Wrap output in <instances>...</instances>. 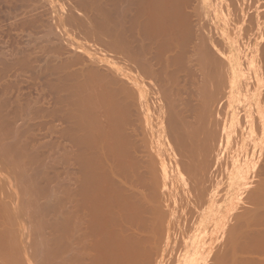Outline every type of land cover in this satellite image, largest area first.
Instances as JSON below:
<instances>
[{
	"label": "rangeland",
	"instance_id": "rangeland-1",
	"mask_svg": "<svg viewBox=\"0 0 264 264\" xmlns=\"http://www.w3.org/2000/svg\"><path fill=\"white\" fill-rule=\"evenodd\" d=\"M20 1L22 2L18 0H0V32L2 31L0 33V49L2 48L0 50V60L4 63H1L2 65L0 64V244L2 243L0 245V264H79L81 259H77H79L78 257L81 258V255H79L81 248L80 244L78 245L80 236L78 221V219L80 220V210H78L77 207L80 206L78 204L80 167H78L79 163L76 157L80 152L76 149L78 147L74 145L78 138V133L76 134L74 130L76 126L78 128L76 114L82 111V107L78 106L79 108H75L77 113L75 110H72V107L76 104L74 100L77 101L78 105L80 104L78 102V94L75 95V99L74 96L72 98L70 94L72 91L79 90V94L82 93L84 95V92L80 90L81 84H83L80 79L82 80L84 77V81L82 80V82L85 84L86 79L95 74L91 73L93 67L95 72L98 70L100 73H96L99 77L104 76L103 78H105L107 76H105V74H112L115 77L118 76L119 79H121L120 85L123 86L122 84L125 83L122 88L128 87L131 83L126 77L130 73V70H128V62H126L127 48L125 50H123L125 47L114 49L115 47L113 44L115 43V38H112L114 37L112 33L110 34V18L112 19V14H109L110 16L108 15V13H110V8L107 5H101L103 3L107 4V0H100V4L98 0ZM193 2V5H191V7L193 6L192 8H194V4L197 5L198 2L200 4H198L197 7L201 9V20H197L199 23L205 24L202 31L208 36L207 38H209L208 42L210 46L208 47L211 49V52L215 53L218 62L220 65L222 64L221 67L223 72L226 73L224 74L226 76V82L224 81V77L222 80L220 97H218L221 102L218 105H216L217 103L215 104V106H219L216 107L217 111L215 116L216 118L218 117L217 120L220 122V125L222 124V127H219L221 139L219 144L217 143L218 148H215L216 150L214 151V153L217 152L215 154L217 158L212 155L214 160L216 159V162L214 161L216 165H214L215 167L213 170L215 171L218 166H221V168H219V171L221 169V173L216 179L213 178L212 185L207 184L209 188L211 186V194H209L210 192L208 190L202 203V205L205 203L204 207L201 205L203 209L200 206L201 211L199 208L195 212V215H186V212L182 213V210L178 207L182 216L180 211H178V214H180L179 216L182 218H180L181 220L178 219L179 228L177 225H175L176 227L173 226V230L176 228V232L173 231L175 235H173L174 237L172 236L173 238H171L168 243L171 252L169 251L170 255H168L169 252L166 254L168 255L165 261L166 264H207L206 260L210 258L209 255H211L213 251L215 252L223 248V246H219L222 242L220 238L227 237L224 236V230H226L227 234L232 232V230L228 228V224L231 226L236 224L232 219L234 221L237 220L232 217H234L233 214L236 201L242 198V189L250 185L249 188L253 187L255 188L254 190H261L264 186V176H262V174L264 175V0H195V2ZM191 9H189V12ZM206 26L208 31L207 29L205 30ZM204 34L202 36H204ZM195 35L192 36L194 37L192 40L193 43H191L192 45L189 43L192 38L187 41L190 47L195 45L198 40L200 42L203 41L204 46L208 45V43L206 44L207 41L200 37L201 35L198 36L199 33L197 35L198 37ZM199 41L198 43H200ZM217 41L220 44H218ZM59 47L60 51H58ZM30 49L31 51H29ZM55 49L56 51H54ZM118 52L120 54H118ZM56 55L59 58L56 57ZM124 56L125 59H120ZM11 59H13L15 64ZM37 60L40 61L38 62ZM65 62L66 64H64ZM57 63L61 64L57 66ZM63 64L65 66H63ZM3 66L6 67L3 68ZM63 67L65 68L63 69ZM262 67L263 69H261ZM57 68L59 71L55 70ZM95 68L97 70H95ZM2 71L5 72L3 73ZM27 72L30 73L28 74ZM69 72H71V75ZM73 72L74 74H78V78L81 74V78L76 79V83L74 82L76 74L74 75ZM53 73L56 76H54ZM73 75L75 77H73ZM71 76L73 78H71ZM63 77L66 78L64 79ZM67 78L74 81L66 82ZM144 78H141L143 81L140 85L144 86L147 92L150 90L152 91V88L153 90L156 88L157 91V87L159 86L151 81L152 79L149 80L147 77L148 79L146 78L144 80ZM144 81L147 84H155V87L146 85ZM70 82L72 85L80 83L81 86L77 85V87L73 85L75 90L72 88L71 91L70 88L73 86ZM49 83L50 85H48ZM62 84H68L70 90L69 96L67 86H63ZM148 88H150L149 91ZM66 91L67 95L65 94ZM84 91L86 94V86ZM74 94L75 92H73V95ZM80 96V99H85V95L83 98L82 95ZM65 97H71L72 100L74 99L73 103L75 104L73 105L71 98L70 100L67 99L71 101L69 104ZM87 99L88 97H86V101ZM67 103L69 106H73L67 108ZM69 108H71L70 111L73 112H71L72 115L70 114ZM78 109L81 110L78 111ZM65 113H67V117L63 115ZM45 114L47 116H45ZM68 114L71 115V117L74 116V118L68 119ZM29 116L30 118H28ZM65 120L66 122L70 121V124L68 122V124H65ZM72 123L75 128L71 125ZM257 123L260 127L256 125ZM66 125H71L74 130L70 128L71 126H68L69 128L67 130ZM65 129L67 130L66 132ZM65 134H67V138H72L71 141L66 139L64 136ZM74 139H76L75 142ZM71 142L72 146L70 145ZM68 145L70 146L69 151H72L71 154L74 153L73 155L67 153L69 152ZM74 147L78 152L77 154L75 153ZM67 154L72 157L74 155L77 156L72 159V157H66ZM217 161L220 165L217 164ZM256 168H259L258 171L260 174L257 173L258 171ZM77 169H79V172ZM254 171H256L259 176L256 173L254 174L257 176H253L251 172ZM70 172L71 174L73 173L72 176L71 174L69 176ZM68 179L71 180V182ZM257 182L263 183V186L259 184L260 188H258L259 185L255 187ZM251 183L255 184L253 185ZM178 186L181 187L180 185ZM262 189L264 191V188ZM263 191L260 192L264 199ZM190 197L192 198L193 196L191 195ZM262 197H259V201L262 200L263 202L261 201V203H264ZM191 198V201L194 200ZM248 202L250 201H246L244 205ZM257 203L259 207L263 205L259 202ZM245 207L248 206H244V208ZM255 207L257 206L255 205ZM260 210L263 211L264 209L262 210L261 208ZM251 215H253V213ZM259 215V219H257L256 215V217L253 215L256 219L255 223L263 217L260 216V218ZM250 217L249 215V218ZM241 218L244 219L240 217V220H242ZM249 218L246 216L248 221H250ZM189 219L191 221H188ZM253 221L251 220L248 222L249 226L246 225L247 222L245 221L246 224L243 223V225H246V227L242 225V228L246 229L243 230L240 228L238 230L239 233L236 231L238 234L235 232V235H242V237L249 236L248 234H250V231L253 229L255 230V228L256 232L253 230L255 233L259 231L262 232L264 226L262 225L261 227L260 224V226L254 225ZM249 227L251 229H249ZM259 228L262 230L257 231ZM228 229H230L231 232ZM253 231H251L252 234L254 233ZM180 232L181 235L179 234ZM252 234H250V236H252ZM260 234H263V232ZM66 236L68 237L66 238ZM218 239L221 242L217 241ZM228 239L229 236L227 237V240ZM76 244L78 247H76ZM171 246L173 249L170 248ZM202 249L204 251H202ZM228 250L226 247L224 251L227 252ZM229 253H225L228 254V256L224 255L227 256L226 259L230 256L229 261L226 262L227 264H239L240 261V264H242L244 262V257H246L245 254H247H240L239 252L238 258L237 252L235 256L236 259L232 257L233 255H229ZM75 257H77V259ZM230 258L232 260L231 262ZM235 259L236 263H233ZM238 259L240 260L238 261ZM168 260L169 262H167ZM200 260L202 261L199 262ZM212 260H214V258ZM83 263L88 262H81L80 264Z\"/></svg>",
	"mask_w": 264,
	"mask_h": 264
},
{
	"label": "bare ground",
	"instance_id": "bare-ground-1",
	"mask_svg": "<svg viewBox=\"0 0 264 264\" xmlns=\"http://www.w3.org/2000/svg\"><path fill=\"white\" fill-rule=\"evenodd\" d=\"M18 1L22 2L20 0ZM98 1L100 4V0ZM192 2L193 0H107V4H101L104 6L107 5L110 8V13H108V15L112 14V19L110 18L111 27H109L111 31L110 34L112 33V35L114 36L112 38H115V43L113 44L115 47L114 49L116 50V48L119 49L125 47L123 49L125 50L127 48V52L125 51L127 55V61H125L128 62V70H130V73L126 77L129 79L131 84L128 87L125 86L126 88H122L125 83L123 82L124 84H122L123 86H121V79H119L118 76L115 77L111 74V77L110 74H105V76L107 75V78H103L104 76L99 77L96 74L98 70L95 68V70H97L95 72L93 67L94 72L92 71L91 73L95 74H91L92 76L87 79L85 77V84L84 82H82V80L84 81V77L82 80L80 79L81 83L86 86V94L84 91L85 86L81 84L83 86L82 87L80 83L77 84L81 86V88H79L84 92L85 99L83 98L84 95L82 93L79 94V90L72 91V88L73 90H75V87L73 86L75 84L72 85V83L70 82V84L73 86L70 88V90L72 91L70 95H72V98L74 96L75 99V95L78 94V102L80 105H78L77 101H75L74 99L73 100L76 104L73 103L71 97H65L66 100H70L71 98L73 105L75 104V106L70 105L73 106V111L78 106L82 107V111H80L81 109H78V111H80L79 113H77L75 110V112L78 114H76L77 117L75 116L78 120V128L77 126L75 128L73 123L71 125L74 126L75 130L71 125L68 126H71L70 128H72V130H74L76 134L78 133V138L76 136L77 142H75L76 139H74V145L75 147L79 148L76 149L77 151L79 150L80 153L78 154V156L74 155L73 157L75 158V156H77L76 158L79 163L78 167H80V174L78 173L80 175V184H78L80 185V187L78 186L80 189H78L80 191V193L78 191V204L80 205V208H77L78 210H80V220L78 219L80 228L78 245L80 244L81 248V251L79 250L81 252H79L81 258H75L77 260L81 259V262H88L83 264H166L165 261L167 260V257L171 252L168 243L170 239L174 237V232H176V228H174L173 230V226L177 225L178 227V219L181 220L180 218H182V213L186 212V215H195V212L202 205L203 200L207 195V191L209 190L210 192L211 190V186L209 188L207 184H211L213 178L216 179L218 176H220L221 169L219 171V168H221V166H218L215 171L213 170V168L215 167L214 165H216V159L214 160L212 155L215 156V154L217 153H214V151L216 150L215 148H218V144L221 139L219 127L222 124L220 125V122L217 120L218 117L216 118L215 116L217 111L216 107L219 106H215V104L217 103L216 105H218L221 102L218 97H220L219 95L221 93L222 80L224 77V81L226 80V76L224 75L226 73L223 72L221 67L222 64L220 65V63L218 62L217 58L215 57V53L211 52V49H209L208 47L210 46L208 42L209 38H207L208 36H206L202 31V28L204 29L203 26H205V24H201V22L199 23V21L197 20H201V9L200 7H197L199 2L197 5L194 4L196 6H194V8H192L193 6L191 7V5H193ZM189 9H191L192 12L191 10L189 12ZM206 29L207 26L205 27V30ZM201 32L206 37L202 36L203 34ZM195 34H197L198 36L201 35L200 37L207 41L206 44L208 43V45L204 46V42H200L198 40L200 43H198L197 41L195 45L190 47V44L193 43L192 40L194 38L192 36H194ZM190 38L192 39L190 40L189 44L187 41ZM218 44L220 43L218 42ZM56 49L54 51H56ZM59 49L60 47L58 48V51H60ZM29 51H31V49ZM118 54L120 53L118 52ZM56 57L58 56L56 55ZM120 59H125V56ZM11 60L13 61V59ZM1 63L4 64L0 60V64ZM58 63L57 66L62 62L60 64ZM64 64H66V62ZM64 64L63 66H65ZM5 67L3 66V68ZM58 68L55 70L57 71ZM64 68L65 67H63V69ZM261 69H263V67ZM69 73L71 75V72ZM74 75L73 77H75ZM77 75L78 74H76V77ZM54 76L56 75L54 74ZM80 76L81 74L79 75V78H81ZM73 77L71 76V78ZM76 77L74 78L75 81L72 79L69 80L67 78L68 81L66 79V82L74 81L76 83V79H79L78 77ZM144 77H148L149 80L152 79L151 81L159 86L157 87V91L156 88L155 90H153L152 88V91L154 92H152L150 88H148V91L150 90L151 92H147L144 86L140 85L143 81L141 80V78ZM146 78H144V80ZM149 84L146 83V85L150 87H155V84ZM48 85H50V83ZM64 85L68 88V84ZM70 90L68 92V96ZM73 92H75L74 95ZM66 93L67 91L65 92V94ZM80 95H82L83 99H80ZM86 97H88L87 101ZM70 102L71 101H68L69 104ZM69 104L67 108L70 107ZM70 109L71 108H69V111ZM71 112L72 111H70V114ZM66 114L67 113L63 115L66 116ZM71 115L68 114V119L74 118V116L71 117ZM45 116L47 115L45 114ZM28 118H30V116ZM67 122L69 123L70 121ZM67 122L65 120L64 123L66 124ZM256 125H258V123ZM68 126L66 125L67 128L65 127L67 130L69 128ZM66 129L65 132L67 131ZM66 135L67 134L64 135L66 139L71 141L72 138L70 137L71 139H69V137L67 138ZM70 145L72 146V142L70 143ZM75 147L74 150L76 151ZM69 149L70 146L68 145V151ZM77 151L75 152L76 154L78 153ZM71 152L72 151H69L67 153L71 154ZM68 154L66 155V157H72ZM215 158L217 157L215 156ZM217 164H219L218 161ZM256 169L257 171L259 170V168ZM77 170L79 172V169ZM251 173L254 176V173H256V171ZM257 173L260 174L259 171ZM70 174L71 172L69 173V176ZM257 175H255V177ZM262 176L264 175L262 174ZM71 180L69 181L71 182ZM251 184L254 185L255 183ZM259 184L263 186V183L261 184L257 182L255 187ZM178 185H180L181 187H179ZM260 185L258 188H260ZM247 186L250 187V185ZM249 187L242 189V198L236 201V206L234 209L235 211L233 214L234 217H232L237 220L234 221L232 219V221L234 223L236 222V224H234V226L228 224V228H230L232 232L230 229H228L231 232H228L230 234H227L226 230H224L225 232H223L224 236H229V239L227 240V237H223L224 242L223 238H220L222 242L219 239L217 240L221 242H219L221 244L219 247L223 246V248H219L220 250L215 252L213 251L212 254L209 255L210 258L206 260L207 264H227L226 262L229 261L230 256L228 257V259H226L228 254L225 253H229V251V255H233V258H236L235 256L237 252L238 258L239 252L240 254L247 253L248 255L245 254L246 257L242 256L244 257V262L242 260L243 263L246 262L247 264H264V229H257V231L262 230L263 234H260L262 233L261 231L255 233V228V230L253 229L255 232L253 230L251 231H253L256 235L254 233L252 234L250 231V234H252V236H250V234H248L249 236H244V234V237H242V235L236 236L239 233L238 230L240 228L243 229L242 225L243 223H245V221L247 222V224H245L248 226V222H250L251 220H254V225H261V227L262 225L264 226V203H261L262 200L259 201L262 197L261 192L263 191L262 188H264V186L261 188V190H254L255 188ZM209 194H211V192ZM191 195L194 199L192 201L190 200ZM246 201L251 202L247 203L250 206L247 204L244 205ZM257 202L263 204L260 205V207L262 206L261 208L263 211L260 210L261 208L258 206ZM204 204L202 205L203 207ZM254 204L257 207H255ZM202 206L201 208L203 209ZM244 206L248 207L244 208ZM178 207L182 210V213L178 209ZM178 211H180L181 216H179L180 214H178ZM252 213L254 217L257 216V219H259V214V217H263H260L261 219L257 223H255L256 219L253 217V215H251ZM249 215L251 216L250 218ZM246 216L250 221L246 219ZM240 217H243L244 219L241 218L242 220H240ZM188 221L191 220L189 219ZM246 225H243V227H246ZM249 229L251 228L249 227ZM236 231H238V233ZM235 232L237 233L236 235ZM179 234L181 235V232ZM67 237L68 236H66V238ZM76 247H78L77 244ZM226 247L227 250L230 249L227 252L224 251L226 250ZM170 248H172V246ZM202 251L204 250L202 249ZM168 252L169 254L166 255ZM213 258L214 260H212ZM236 259L233 261V263H236ZM239 260L240 259H238V261ZM201 261L202 260H200L199 262ZM231 261L232 260L230 258V262ZM167 262H169V260Z\"/></svg>",
	"mask_w": 264,
	"mask_h": 264
}]
</instances>
